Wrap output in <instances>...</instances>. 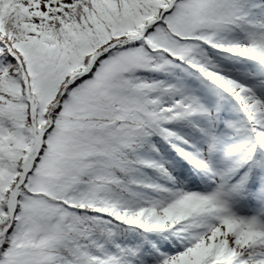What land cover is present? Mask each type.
I'll use <instances>...</instances> for the list:
<instances>
[{
    "label": "snow or ice",
    "instance_id": "snow-or-ice-1",
    "mask_svg": "<svg viewBox=\"0 0 264 264\" xmlns=\"http://www.w3.org/2000/svg\"><path fill=\"white\" fill-rule=\"evenodd\" d=\"M0 264H264V0H0Z\"/></svg>",
    "mask_w": 264,
    "mask_h": 264
}]
</instances>
